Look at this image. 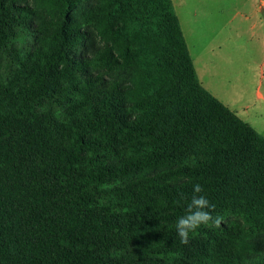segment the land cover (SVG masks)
Masks as SVG:
<instances>
[{
    "label": "trees",
    "instance_id": "obj_1",
    "mask_svg": "<svg viewBox=\"0 0 264 264\" xmlns=\"http://www.w3.org/2000/svg\"><path fill=\"white\" fill-rule=\"evenodd\" d=\"M7 55L0 264H264V137L202 86L172 0H0ZM197 183L222 222L184 245Z\"/></svg>",
    "mask_w": 264,
    "mask_h": 264
},
{
    "label": "rangeland",
    "instance_id": "obj_2",
    "mask_svg": "<svg viewBox=\"0 0 264 264\" xmlns=\"http://www.w3.org/2000/svg\"><path fill=\"white\" fill-rule=\"evenodd\" d=\"M172 2L204 88L264 136V0ZM13 69L5 56L0 82Z\"/></svg>",
    "mask_w": 264,
    "mask_h": 264
},
{
    "label": "clouds",
    "instance_id": "obj_3",
    "mask_svg": "<svg viewBox=\"0 0 264 264\" xmlns=\"http://www.w3.org/2000/svg\"><path fill=\"white\" fill-rule=\"evenodd\" d=\"M203 188L200 184L193 186V194L185 207V214L178 218L176 231L182 244L190 242V234L194 233L202 225H215L219 227L222 217L213 216L215 205L210 203L206 196L201 195Z\"/></svg>",
    "mask_w": 264,
    "mask_h": 264
},
{
    "label": "crops",
    "instance_id": "obj_4",
    "mask_svg": "<svg viewBox=\"0 0 264 264\" xmlns=\"http://www.w3.org/2000/svg\"><path fill=\"white\" fill-rule=\"evenodd\" d=\"M177 14V13H176ZM178 16V15H177ZM179 18V17H178ZM180 20V19H179ZM181 23V22H180ZM182 26V25H181ZM183 30V29H182ZM184 33V32H183ZM185 36V35H184ZM186 39V38H185ZM187 42V41H186ZM197 72V71H196ZM197 75H198V73H197ZM198 78H199V76H198ZM200 81V80H199ZM201 83V82H200ZM202 84V83H201ZM203 86V85H202ZM204 87V86H203ZM206 89V88H205ZM207 90V89H206ZM208 91V90H207ZM209 92V91H208ZM210 93V92H209ZM214 96V95H213ZM215 97V96H214ZM215 98H217V97H215ZM218 99V98H217ZM219 101H221L220 99H218ZM222 102V101H221ZM223 103V102H222ZM224 104V103H223ZM225 105V104H224ZM226 106V105H225ZM231 110V109H230ZM232 111V110H231ZM234 112V111H233ZM235 113V112H234ZM236 114V113H235ZM237 115V114H236ZM238 116V115H237ZM239 117V116H238ZM243 120V119H242ZM255 129V128H254ZM257 131V130H256ZM259 133V132H258ZM260 134V133H259ZM262 135V134H261ZM263 136V135H262ZM264 137V136H263Z\"/></svg>",
    "mask_w": 264,
    "mask_h": 264
}]
</instances>
